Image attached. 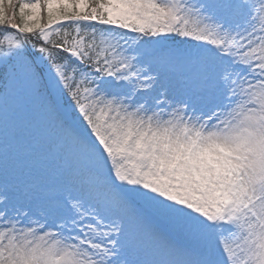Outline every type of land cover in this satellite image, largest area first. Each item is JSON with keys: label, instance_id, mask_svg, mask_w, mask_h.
<instances>
[{"label": "snow or ice", "instance_id": "snow-or-ice-1", "mask_svg": "<svg viewBox=\"0 0 264 264\" xmlns=\"http://www.w3.org/2000/svg\"><path fill=\"white\" fill-rule=\"evenodd\" d=\"M0 264H264V0H0Z\"/></svg>", "mask_w": 264, "mask_h": 264}]
</instances>
